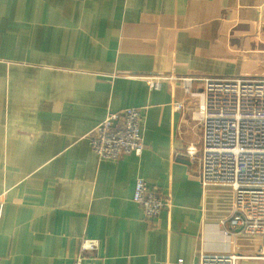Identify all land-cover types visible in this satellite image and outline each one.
Returning a JSON list of instances; mask_svg holds the SVG:
<instances>
[{"label":"crops","instance_id":"crops-1","mask_svg":"<svg viewBox=\"0 0 264 264\" xmlns=\"http://www.w3.org/2000/svg\"><path fill=\"white\" fill-rule=\"evenodd\" d=\"M264 78V0H0V264H199L264 240L231 224L229 188H203L185 156L202 130L181 81ZM194 89L199 87L195 83ZM139 109L144 151L101 159L89 133ZM169 200L147 219L137 180Z\"/></svg>","mask_w":264,"mask_h":264},{"label":"built area","instance_id":"built-area-1","mask_svg":"<svg viewBox=\"0 0 264 264\" xmlns=\"http://www.w3.org/2000/svg\"><path fill=\"white\" fill-rule=\"evenodd\" d=\"M148 86L160 90L165 81H181L188 95L186 103L193 121L201 127L197 144L190 145L186 157L197 167L203 188H229L232 191L231 224L236 233L264 240V78L242 76L227 79L142 77ZM199 87L194 89V84ZM139 109L111 113L88 135L93 151L103 160L116 161L126 155L140 157L145 145ZM134 201L147 219L157 217L169 206V200L151 191L147 183L136 182ZM99 242L83 239L81 255L75 264H83L86 255L99 250ZM238 254H201L199 264H240Z\"/></svg>","mask_w":264,"mask_h":264}]
</instances>
